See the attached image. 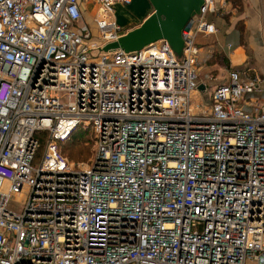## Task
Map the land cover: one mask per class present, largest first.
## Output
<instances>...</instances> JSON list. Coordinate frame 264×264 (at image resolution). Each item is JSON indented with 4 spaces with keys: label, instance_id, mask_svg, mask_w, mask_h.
<instances>
[{
    "label": "built area",
    "instance_id": "1",
    "mask_svg": "<svg viewBox=\"0 0 264 264\" xmlns=\"http://www.w3.org/2000/svg\"><path fill=\"white\" fill-rule=\"evenodd\" d=\"M130 2L0 0V264H264V107L243 103L256 82L231 71L210 89L194 67L215 1L181 58L166 40L102 49ZM80 127L85 166L59 148Z\"/></svg>",
    "mask_w": 264,
    "mask_h": 264
},
{
    "label": "rangeland",
    "instance_id": "2",
    "mask_svg": "<svg viewBox=\"0 0 264 264\" xmlns=\"http://www.w3.org/2000/svg\"><path fill=\"white\" fill-rule=\"evenodd\" d=\"M216 8L214 12L206 15V20L214 24L216 30L209 34L199 33L196 37V54L194 67L200 83H204L207 88L228 81L229 73L237 71L244 80H255V88L252 93L244 96L243 103L250 109L249 104H256L264 107V34L261 21V14L258 12V22L256 24H245L240 21V11L235 9L233 3H242V0H214ZM141 0H132L131 4L125 5L124 18L126 14L134 8L139 9ZM222 3H230L225 7ZM260 3V0H259ZM115 7V6H114ZM116 9V7L114 8ZM93 11V9H90ZM117 12V10H116ZM118 23L120 22L119 15ZM86 20L91 21V17L85 14ZM120 24V23H119ZM90 25H94L92 22ZM231 44L233 48H226ZM179 58L181 54H177ZM193 96L192 105L207 103V91L202 92L200 88ZM87 132V131H85ZM75 137L67 139L61 144V150L69 161L85 166L90 164L93 156L94 141L92 135L81 133ZM83 151L86 152L83 153ZM21 195H16L10 201L12 208L18 209L21 203Z\"/></svg>",
    "mask_w": 264,
    "mask_h": 264
},
{
    "label": "water",
    "instance_id": "3",
    "mask_svg": "<svg viewBox=\"0 0 264 264\" xmlns=\"http://www.w3.org/2000/svg\"><path fill=\"white\" fill-rule=\"evenodd\" d=\"M152 12L136 27L107 43L104 51L122 48L126 52L140 50L157 40H166L176 54H181L183 31L199 13L203 0H147ZM203 90V86L199 87Z\"/></svg>",
    "mask_w": 264,
    "mask_h": 264
},
{
    "label": "crops",
    "instance_id": "4",
    "mask_svg": "<svg viewBox=\"0 0 264 264\" xmlns=\"http://www.w3.org/2000/svg\"><path fill=\"white\" fill-rule=\"evenodd\" d=\"M141 2L142 3H140V6L138 7L139 9L134 8L132 11L126 14L125 18H124V10L122 9L125 5L119 3L115 4L116 9L113 10V18L122 29V33H125L127 30L139 25L152 12L153 9L147 0H141ZM131 3L132 0L129 4ZM228 4L230 3H226L224 4V6L227 7ZM234 7L235 9L237 7V9H239L241 13L239 17L240 21L241 19H243L245 24H256L258 22L257 20L258 12L259 13L261 12V5L259 3V0H242V3H238L237 6L234 5ZM90 9H93V11H91ZM119 12L122 13L119 15L120 24L117 21L118 20L117 13L119 14ZM85 14H88L91 17V21L86 20ZM85 14H84V20L87 24L90 25L91 22L93 23V16L95 15V9L92 7V5H89L87 7V11L85 12ZM226 48L230 49L233 47L231 44H229V47L228 45H226Z\"/></svg>",
    "mask_w": 264,
    "mask_h": 264
},
{
    "label": "trees",
    "instance_id": "5",
    "mask_svg": "<svg viewBox=\"0 0 264 264\" xmlns=\"http://www.w3.org/2000/svg\"><path fill=\"white\" fill-rule=\"evenodd\" d=\"M235 6H237V3H233ZM85 131H87V132H85ZM79 132H81L82 134L83 133H88L89 132V136H91L92 135V132H91V130L89 129V128H83V127H80V128H78L77 130H75L71 135H70V137H72L73 139H71V140H74L75 139V137H77L78 135H80V133ZM69 137V138H70ZM39 138L41 139V147H40V149L38 150V154H41V152H42V149H43V140H44V137L42 136V134H40L39 135ZM68 138V139H69ZM93 138H91V140H92ZM67 140V139H66ZM65 140V141H66ZM65 141H63V142H65ZM62 143V142H61ZM59 148H60V152L64 155V153H63V151L61 150V144H59ZM83 153H85L86 154V152L85 151H83ZM65 156V155H64Z\"/></svg>",
    "mask_w": 264,
    "mask_h": 264
}]
</instances>
